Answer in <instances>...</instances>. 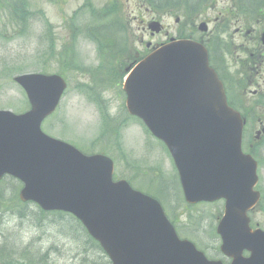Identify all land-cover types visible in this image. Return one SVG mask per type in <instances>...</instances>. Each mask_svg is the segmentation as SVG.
<instances>
[{"label": "rangeland", "instance_id": "rangeland-1", "mask_svg": "<svg viewBox=\"0 0 264 264\" xmlns=\"http://www.w3.org/2000/svg\"><path fill=\"white\" fill-rule=\"evenodd\" d=\"M21 1L28 2V8L32 12L28 27L22 26L23 22L20 19L19 23L13 22L8 13L13 11L14 8L3 7L0 2V109L11 110L15 113H22L28 107L26 108L27 98L25 92L11 80L12 76L42 71L52 74L63 68L57 58L49 55L51 51L48 48L45 21L52 25L56 39V50L59 52L63 44L74 34L73 30L75 28L71 27L72 25H75L78 21L79 24L76 25L86 29L91 22L96 21L86 9L81 11L76 18H72L73 13L83 3L87 2L88 5L90 4L98 11L106 5V2L112 3L114 0ZM121 2L124 4L122 10L126 12L125 22L129 26L131 40L133 41L136 37H139L136 43L137 46H139L141 37L153 42L164 40L166 35L174 37L175 22L173 15L162 14L161 19L166 31L160 35L151 36L141 29L143 23L140 20H144L146 23L154 17H159V15L154 14L148 6H141L139 0H124V2ZM229 3H233V1ZM127 7L129 12L126 10ZM223 8L224 6L220 1L215 9L207 12H204L202 8H198V10L204 18L208 15V18L214 19ZM117 28V25L112 24L109 31L113 32ZM209 28L212 29L211 26ZM230 31L232 32L230 37L226 35L225 37L221 36L219 39L215 38L216 42L219 41L218 62L222 66L228 82H231L232 77L238 78L240 76L241 61L246 59L250 54V49L255 47L252 41L237 35L235 27H231ZM166 32L168 34H165ZM9 33L11 35H8ZM123 43L124 39L118 37L114 45L121 46ZM224 43L231 44L234 59L230 55H225L222 51ZM223 55L227 58L226 63L221 58ZM95 57V54L88 53L86 48L80 46L78 64L91 68L86 70L85 73H81L79 70H67L71 71L67 73L70 78L69 86L54 117L46 119L43 123V130L48 131L47 133L54 137L64 139V141L74 146L77 145V148L82 149L85 153L102 151L110 156L118 157L120 166L117 168L118 164L116 162L115 173L121 172L124 175L120 174L121 178L128 179L127 177L131 175L135 179V176H133L135 172L126 167L123 160L124 155L129 153L132 158L142 163V168L145 171L151 168L159 169L168 179L162 183H155L151 190L161 196L168 208H170L168 203L170 199L174 207V213L178 214V222H180L178 226L186 232L194 234V237L191 236L192 239L198 242L209 257H221L218 249L220 240L216 235L211 234L210 229L213 222L216 226L213 215L221 210L222 202L193 206L186 211V204L184 205V203H179L176 200L181 199V191L175 178V176L178 177V174L171 156L159 142L147 136L148 134L144 131L141 122L127 118L128 113L125 111L126 107H124L125 95L122 93L123 82L120 83L119 87H116L115 84L107 80L101 81L95 69L102 63V60L98 57L96 63ZM123 57L128 56L124 55ZM235 62H237L236 66ZM229 64H231L230 70L226 71L224 68ZM255 67V71H260L261 67L258 64ZM79 82L85 84L79 85ZM89 83L97 85L96 91L105 99L109 112L118 121H121L120 125L118 123V129L121 131V149L116 146V134L110 135L113 137V144L109 142L108 138L101 139V125L103 123L100 120L97 107L90 101L91 98H96L97 94L86 87ZM233 83L235 87L232 95L238 98L237 83L236 81ZM251 90H254V88ZM260 94L262 96L244 95L241 100L243 105L252 110L256 116H264V92H260ZM68 122L75 129L74 135L69 129L65 131L61 129ZM145 140L147 143H145ZM148 140H151V143H148ZM260 159L263 162H261L258 170L260 180L258 189L264 193V147L260 151ZM139 179L138 177L135 180L139 181ZM148 183L149 180H142L140 185L146 187ZM17 185L16 179L6 177L0 183V202L6 201L8 205H12L13 202L7 200L6 197L8 195L10 199H13ZM25 205L21 208L26 215L24 219L19 218L15 212L10 210V207L8 209L0 208V258H3L6 263L16 264L19 262L21 255L36 253L39 256L34 259L35 261H46L50 254L47 260L48 264H101L103 257L106 255L95 246L87 244V238L80 229L71 233L69 224L72 219L69 216L59 217L55 214H49L42 217L39 208L35 204L28 203ZM171 212H173L172 209ZM253 219L254 226L264 228V211L261 208L255 210ZM65 233L68 235L66 236ZM181 233L184 232L181 231Z\"/></svg>", "mask_w": 264, "mask_h": 264}, {"label": "water", "instance_id": "water-1", "mask_svg": "<svg viewBox=\"0 0 264 264\" xmlns=\"http://www.w3.org/2000/svg\"><path fill=\"white\" fill-rule=\"evenodd\" d=\"M201 28L206 30L204 25ZM172 46H178L177 48L181 51H186L189 54L193 66L197 65L198 57L202 63L201 69L205 74L201 71L196 73L197 82L194 83L195 90L192 91V94L197 104L188 105L184 109L192 111L193 113L195 112L200 117L207 118V114L210 112L209 108H217L219 105L224 108V113L230 114V116L222 119L224 122L223 126L225 127L223 133L219 135L212 133L214 139H209L207 137L208 135L202 138L198 130L191 132L192 140L196 139L199 142L201 136L198 147L207 151L214 145L215 140L217 142L221 141L222 136L227 133V130L232 126H238V122L240 123V121L237 114L236 119L235 114L226 109L223 94H221V86L216 81L215 76L210 72L212 70L207 66L206 54L200 45L192 42H181ZM197 69L199 70L198 67H193L187 71H196ZM191 78L193 79V77ZM16 81L22 84L27 90L33 109L24 117H16L9 112H0V127H6L3 124L12 121L21 129V132L18 131L8 141L0 133V176L4 172H11L27 182V186L21 192V198L24 201L34 198L45 209H67L76 213L86 222L91 232L102 241L114 259L115 264H123L126 257L133 255V253L129 252V248L139 246L136 244L138 239L131 240L128 243L127 253L124 256L121 253L125 251L120 253L118 245L112 238L114 223L125 220L126 216L133 211V207L128 203V198L131 194L129 186L123 183L112 185L109 178H103L101 186L95 187L92 183L93 178L111 176V161L100 157L88 158L86 160L78 157L77 160L84 161L83 166L77 171V174L80 176L78 180H72L66 171L62 173L59 169H52V172L56 175L55 182L50 186L39 189L38 184L46 179V174L39 166L38 161L48 160L59 163L64 160L68 149L62 144L46 140L39 132L41 120L57 106L64 90V82L58 77H45L42 75H25L17 77ZM211 94L215 95V98L210 97ZM198 103L204 106L203 110H197ZM128 105L130 110L136 112L131 97H129ZM220 113L221 111L218 110L215 114L222 116ZM200 125L201 129H207L205 120ZM174 128L166 127L168 131L173 133L175 132ZM24 129L28 130L29 139L24 136L25 133L23 134L22 132ZM156 132L158 133V131ZM47 147H53L63 152L56 154L54 157H49L44 154ZM233 158L226 157L225 159L230 162ZM244 162L247 171H250L246 173L241 171V175L244 177L252 176L254 174L255 164L252 165L247 159H244ZM64 177L67 180H64ZM186 196L190 200L198 199H195L193 195L186 194ZM100 202L105 203L110 210L113 217L110 221L107 220L106 214L100 209ZM102 225L111 227L109 234H106L101 229Z\"/></svg>", "mask_w": 264, "mask_h": 264}, {"label": "flooded vegetation", "instance_id": "flooded-vegetation-1", "mask_svg": "<svg viewBox=\"0 0 264 264\" xmlns=\"http://www.w3.org/2000/svg\"><path fill=\"white\" fill-rule=\"evenodd\" d=\"M176 5H177V13H176L177 31H176V35L178 38V0H177ZM250 31L255 33V29H251ZM250 38L251 39H258L257 36H250Z\"/></svg>", "mask_w": 264, "mask_h": 264}, {"label": "bare ground", "instance_id": "bare-ground-1", "mask_svg": "<svg viewBox=\"0 0 264 264\" xmlns=\"http://www.w3.org/2000/svg\"><path fill=\"white\" fill-rule=\"evenodd\" d=\"M65 125L68 127V129L71 131V133L74 135L75 129H74V127L71 126L72 124L68 122Z\"/></svg>", "mask_w": 264, "mask_h": 264}]
</instances>
